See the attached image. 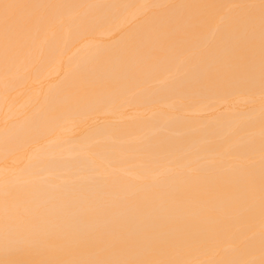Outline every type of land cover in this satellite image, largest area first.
I'll use <instances>...</instances> for the list:
<instances>
[{
  "label": "bare ground",
  "instance_id": "bare-ground-1",
  "mask_svg": "<svg viewBox=\"0 0 264 264\" xmlns=\"http://www.w3.org/2000/svg\"><path fill=\"white\" fill-rule=\"evenodd\" d=\"M0 264H264V0H0Z\"/></svg>",
  "mask_w": 264,
  "mask_h": 264
}]
</instances>
